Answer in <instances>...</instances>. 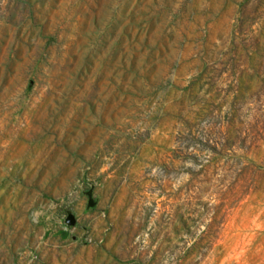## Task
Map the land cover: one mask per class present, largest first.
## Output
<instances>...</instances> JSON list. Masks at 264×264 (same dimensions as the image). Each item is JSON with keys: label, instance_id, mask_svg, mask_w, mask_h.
<instances>
[{"label": "rangeland", "instance_id": "obj_1", "mask_svg": "<svg viewBox=\"0 0 264 264\" xmlns=\"http://www.w3.org/2000/svg\"><path fill=\"white\" fill-rule=\"evenodd\" d=\"M0 264H264V0H0Z\"/></svg>", "mask_w": 264, "mask_h": 264}, {"label": "water", "instance_id": "obj_2", "mask_svg": "<svg viewBox=\"0 0 264 264\" xmlns=\"http://www.w3.org/2000/svg\"><path fill=\"white\" fill-rule=\"evenodd\" d=\"M86 196H87V200H86V205L87 206H90L94 203L91 195H90V189L86 190ZM64 221L67 223V224H73L74 223V216L71 212H66L65 216H64Z\"/></svg>", "mask_w": 264, "mask_h": 264}]
</instances>
